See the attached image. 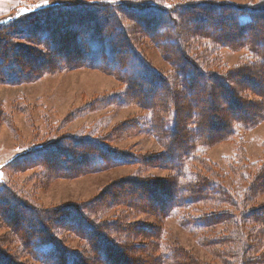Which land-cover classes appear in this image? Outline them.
<instances>
[{
	"label": "rangeland",
	"instance_id": "rangeland-1",
	"mask_svg": "<svg viewBox=\"0 0 264 264\" xmlns=\"http://www.w3.org/2000/svg\"><path fill=\"white\" fill-rule=\"evenodd\" d=\"M200 4L264 7V0H0V28L2 25H7L4 27L6 33L0 31V37L6 36L14 49L20 48L23 51L20 56H24L25 52L32 54L36 60L40 56L44 61L50 60V63L46 62L47 65H44L45 68L42 69L53 67L48 73L40 72L37 76L33 75L39 70H34L30 72L31 76L26 78L29 80L17 84H9L0 80L1 184L13 190L22 203L25 202L43 212L75 205L81 210L80 212H84L90 218L88 222L98 223L118 219L131 229L135 225L147 226L150 229L160 228V232L163 233V236L159 238V242H163L160 243L163 247L160 250L166 246L172 248L177 246L185 249L187 253L194 254L202 264H237L236 261L225 259L222 253H219L220 248L209 244L212 241L209 238L219 235L223 239L228 233L236 230L231 220L216 219L210 229L198 232L190 224L182 222L183 215L201 218L213 213L218 214L222 208L200 203L182 208L168 218L159 219L154 215V210L158 209L157 207L154 209V203L157 202L159 207H163L166 203L163 199L164 195L168 194L170 197L172 190L169 185L164 184L172 175H175V172L162 166L163 162L158 160L165 148L150 127L152 120L153 124L155 121L154 111L148 108L153 103V101H148L149 98L151 100L154 97L152 92L147 89V86L141 85L148 99H142L144 94L141 93L140 98L135 95L137 100H134L129 94L130 85L119 74L118 77L110 73L111 71L74 64L75 54H79L82 49L77 43L78 37L81 38V33H83L80 29L93 28L91 22L88 24L87 15L89 14L86 10L90 11L94 5H100L106 7L105 13L112 16L116 13L121 24L126 28L125 45L122 43L120 49L128 52L129 45H131L154 70L160 73L163 83L168 80L171 85H174L172 77L175 74V65L173 61L175 59L180 61L183 58L185 60V56H189L195 64L212 75L230 74V71L244 66L251 79L257 70L259 72L256 80L260 83L259 80L263 79L259 87H254L252 80L244 78V75L243 78L237 79L238 83L243 86L241 90L245 93L241 101L245 100L246 103L259 101L260 91L264 89V68L259 63H252L254 54L247 50L248 45L238 43L233 45V42H230V39L237 38L240 29L234 28L223 18L214 17L212 10H210L211 13L205 9H198L196 6ZM121 5L128 6L129 9H121ZM153 5L169 11L168 15H165L168 22H172L171 20L174 19L172 13L175 12L177 20H174L178 25V32L170 24L168 34L171 39L167 42L169 45L167 48L176 52V54L169 52L173 56L158 47L150 38L153 21L144 22L142 17L136 19L134 14L129 15L132 13L133 8L131 7L149 9ZM187 5L193 8L184 11ZM66 8H71L72 14L76 15L74 16L75 22H81L82 25L75 24L76 28L72 29L69 27L72 26L69 20L63 22L64 24L52 25L47 29L50 34L55 35L54 40L57 45L63 44L64 39L67 40L66 47H58L55 51L49 48L47 51L37 44L38 42L32 39L25 41L23 38L26 37H17L13 33L18 28L20 29L22 24L34 22L37 17L38 19H49L51 15H58ZM92 14L94 17H90L95 22L105 20L106 15L102 12L96 11ZM150 14L151 12H146L143 16L147 17ZM206 15L210 17L207 18ZM194 17L198 20L201 17L206 18L203 20L205 23L202 22L204 27L199 28L200 30L192 31ZM109 23L113 25L114 31L118 32L119 27L115 25V21ZM260 23L261 26L259 24L257 27H262L264 31V17ZM212 32L218 35L223 34L213 39L208 36ZM200 35L204 38L199 37ZM182 42L184 49L187 50V52L185 50L186 53L172 46V43ZM183 53H185L184 56ZM128 55L126 62L133 65L135 59L132 54ZM257 65L260 68L251 69ZM217 84L218 81L211 78L208 82L205 81L204 86H199L192 91L193 95L197 93L200 103L206 109L208 108V112L214 111L210 98L213 93L217 94L213 90ZM164 89H166L164 84L158 86L155 90L156 97H162L165 93ZM224 94L225 98H228V94ZM182 96L189 97L186 92ZM165 101L167 105V99L159 100L161 104ZM224 105L227 106H223L222 103L221 113L226 111L225 115L219 113L217 119L213 120V117L207 114L208 119L205 121L214 127L209 126V132L205 135H224L227 121L242 114L241 110L245 108L232 111L227 103ZM164 113L165 110L159 109L156 117L168 118L170 112ZM185 114L188 115L187 112ZM185 116L181 113V117ZM173 120L174 116L169 122L170 129ZM236 129V132L233 131L227 140H221L211 147H199L202 159L201 162L193 165V169L205 175L209 181L219 183L233 193L236 198V207L229 208L232 212H237L239 221L245 212L261 209L258 212L259 216L256 214V219H259L256 220V225L253 223L248 225V222L242 229L244 233L250 235L248 240L253 245L251 255L255 258H264V223L260 220L262 213L264 216V186L261 187V183L252 186V183L254 185V182L260 178L259 174L264 173V119L260 123L239 126ZM75 143L78 146L85 143H91L93 146H96L94 143L100 146L103 144L120 153L132 156L138 161L135 160L130 164L108 165L105 168L92 170L87 160L89 157L81 156L79 149L73 147ZM50 149L56 152L57 157H61L63 151L73 154L75 162L71 161L68 156L63 157L67 164V167L63 168L60 163L61 158L54 163L49 160L29 161V154ZM87 149V152L91 151ZM96 163H99V160L93 161L94 165ZM115 189L117 193L112 194L111 192ZM2 193L3 191H0V194ZM174 195L175 193L172 192L171 198H174ZM129 197L137 199L138 202L130 200ZM109 199L113 200V203H109ZM1 206L10 209L9 206ZM2 207H0L1 249L11 256L10 261L13 260L16 264H39L31 257L28 252L30 249L25 248V244L19 240V237H22V233L18 230L19 227L14 232L10 228L11 224L7 222V218H10L11 212L7 215ZM130 207L135 210L128 209ZM21 218L19 219L22 222L30 219L36 220L31 213H27L25 219ZM60 234L66 246L77 253H82L86 260H90L88 251L84 250L88 246L83 239L67 231ZM106 234L120 244L123 243L115 236ZM149 243L143 242L141 238L136 240L131 238L124 246L127 253L134 255H131L132 257L149 259L151 256L148 251L131 253V247L149 245ZM227 248L229 244L222 247V249ZM122 259L115 254L112 259L113 264H129ZM91 262L96 264L95 259ZM149 264H152V261ZM166 264H172V262ZM248 264L252 263L248 262ZM260 264L264 263L261 261Z\"/></svg>",
	"mask_w": 264,
	"mask_h": 264
},
{
	"label": "trees",
	"instance_id": "trees-1",
	"mask_svg": "<svg viewBox=\"0 0 264 264\" xmlns=\"http://www.w3.org/2000/svg\"><path fill=\"white\" fill-rule=\"evenodd\" d=\"M211 5L212 4H200L196 7L208 11L212 10L214 12V17L223 18L226 22H230L234 28H239V35L236 39H230V42H233V45H235V43L248 45L247 50L254 54V60L252 63H259V65L264 68V31L262 27H257L259 24L261 26L260 22L264 17V7H240L224 4ZM121 6V9L124 10L128 8V6ZM93 7L94 8H91L90 11L86 10V13L88 12L89 14V16L87 15V18H89L88 24L91 22L93 28L90 30L87 27L80 29L81 31L83 30V33H81V38L78 37L77 43H79L82 49L79 54H75L76 61L74 64H81V66L92 69L111 71L110 73H113L118 77L120 75V77L130 85L129 94L134 100H137L135 95L140 98L139 95H141V93L144 94L143 91L145 90H142L141 85L147 86V89L152 92L154 97H151V100L149 98L148 101H153V103L150 104L148 108L151 109L152 112L154 111L155 121L153 124L152 120L150 127L157 135L163 148H165L164 153L159 156L158 160L163 162L162 166L175 172V175H172V177L165 182L166 184H164L170 186L172 192L175 193L174 198H171V192L170 197L168 194L164 195L163 199L166 200V203L163 207H159L157 202L154 203V209H156V207L158 208L154 210L156 218H168L169 216L178 213L182 208L187 206L192 207L200 203L212 205L213 207L216 205L218 208H222L218 214L213 213L211 215L202 216L201 218L183 215L182 222L190 224V226L196 228L198 232L210 229L216 219L231 220L236 230L228 233L223 239L222 236L219 235L209 238L212 240L209 244L220 248L221 250L219 253H222L225 259H230L229 261L233 262L236 261L237 264H248V262L252 264H260L261 261L264 263V258H255L251 255L253 245L250 244L248 240L250 235L244 233L242 229L244 225H247L245 223L248 222V225L251 223L256 225V220H259L256 219V214L259 216L260 213L258 212L261 209L245 212L243 216L240 217L241 221H239L236 215L237 212L234 213L230 210L231 208H229L236 207V198L233 193L229 189L227 190L225 187L223 188L219 183L215 184L212 181H209L205 175L193 169V165L198 164L202 159V152L201 150H198L199 147H211L213 144L221 140H227L228 137H231L232 132H236L237 127L257 124L264 119V89L261 91L259 90L261 92H259V101L246 103L245 100H243L244 104L241 100L245 93L241 90L243 86L238 83L237 79L243 78V75L244 78L251 79L250 75L247 73L248 71H246V67L243 66L237 70L230 71V74L212 75L200 68L199 65L195 64L189 56V58L185 56V60L183 58V60L180 61H177L176 59L173 61V65H175V74L172 77L174 85H171L168 80L163 83L160 73L154 70L146 62V59L133 49L131 45H129L130 52L122 51L120 49L121 45H125L124 35L126 34V28L121 24L118 15L113 12V16L105 13L107 11L105 10L106 7L100 5H94ZM131 8H133L131 9L132 13H129V15L132 14L133 16L134 14L136 19L142 17L144 18V22H148L149 20L153 21L152 29H150V38L153 39V43L165 51H168L170 56H173L169 53L170 51L176 54L174 50H169L167 48L169 46L167 42L171 39V36L168 34L170 24L176 32H178V25L175 21L177 20L175 12L172 13L175 20L173 19L171 20L172 22H168L165 15H168L169 11L162 7L153 5L149 9ZM191 8L193 7L187 5V7L184 8V11H189ZM96 11L102 12L106 15L104 21L95 22L92 20L93 18L90 16L94 17L92 13ZM146 12H151V14L145 17L143 15ZM74 16L76 15L75 13L72 14L71 8H66L65 10L60 11L58 15H51L49 19H38L37 17L35 20L36 22L31 21L28 24H22L20 26L21 28H18V30L13 33L17 37H26L23 38L25 41L32 39L34 42H38L37 44L44 47L47 51H49V48L54 49L55 51L58 47H66V44H68L67 40L64 39L63 44H59L60 46L57 45L56 40H54L55 35L50 34L47 29L52 25H58L69 20L72 22V26H69L72 27V29L76 28L77 24L82 25L81 22H75ZM206 16L207 18L210 17V15ZM245 16L247 17L245 18ZM204 19L206 18L201 17L198 20L197 17H194L192 25L194 28L192 31H197L200 30L199 28L202 26L204 27V25H202L205 23L203 21ZM114 21L115 25L119 27V29H117L118 32H115L112 28L113 25L109 23H114ZM207 22H211V20H207ZM86 26L88 25L86 24ZM4 27H7V25H2L0 31L6 33V28ZM221 30L223 31V29ZM212 33L208 34V36L213 39H215V36L220 37L223 34L219 33L220 35H218V33H213L216 34L213 35ZM240 36L243 37L240 38ZM199 37L204 38L201 35ZM258 38L260 39L258 40ZM0 40L1 81L9 84H17L29 80L26 78L30 77V72H33L34 70L39 71H37V74L34 72L33 76H37L40 72L48 73L49 70H52L53 67L51 66L47 69H42L45 68L44 65L50 63V60L44 61L41 59V56L36 60L32 54L25 52L24 56H20L23 51L20 48L14 49L12 43L6 38V36L3 35L0 37ZM172 44V46L185 52L186 49H184L183 42ZM129 53L130 55L132 54L135 59L133 65L126 62ZM185 53H183V56ZM259 65L253 66L251 69L260 68ZM256 72L258 73L259 71L257 70ZM257 73H255V76L251 79L254 87L262 85L260 83L263 78L259 80V83L258 80H256ZM211 78L212 80L218 81V84L217 87L213 88L217 94L213 93V96L210 98L214 111L211 110L208 112V108L206 109L203 104L200 103L197 93H194L195 95H193L192 91L199 86H204L205 81L208 82ZM163 84L166 87V89H164L165 93L162 97H156L157 93L155 90L158 86H163ZM138 87H141V89H138ZM184 92H186L189 97L182 96ZM224 93L228 94V98H225ZM163 98L167 99V105L166 101L163 104L159 102V100ZM142 99L148 98L144 94ZM137 102L139 103V101ZM222 103L223 106H227L224 105L227 103L232 111L245 108L241 110L242 114L227 121V128L224 135H205L206 132H209V126H212V124L207 123L205 120L208 119V115L212 116L213 120L217 119L218 114L222 111ZM159 109L165 110V113L169 111V117L166 119L164 116L162 118L156 117ZM186 112L188 115L185 114ZM181 113H184V116H186L181 117ZM225 113L226 111H223L221 115H225ZM173 116L174 120L171 123L170 129L169 122ZM235 124L236 126L234 127ZM212 127H214V125ZM94 144L96 146H93L91 143L80 144L79 146L75 143L73 145V147L79 149L81 156L87 155V157H89L87 160L90 162L89 168L92 170L105 168L108 167V165L130 164L134 163L135 160L138 161V159L133 158L132 156L120 153L119 151L106 147L103 144H101V146L97 143ZM87 148L91 151L87 152ZM61 153H63V155L57 157L56 152L51 149L36 151L31 153V155L29 154V161L40 162L49 160L51 163H54V161L57 162L61 158L60 163L63 168L67 167L66 160H64L63 157L66 158V156H68L71 161L75 162V156H72L73 154L71 155L64 151ZM25 156L22 158L24 159ZM97 160H99V163L94 165L93 161L96 162ZM259 176L260 178L258 181L255 179L256 181L254 182V185L252 183V186H255L257 183H261V187L264 186V173H260ZM164 187L166 188V186ZM0 191H3V193L0 194V207H2L1 205H5V207L9 206L10 209L2 208L7 215L8 212H11L12 214L10 218H7V222L9 221L11 224V227H9L13 232L17 231L16 229L19 227L18 230L22 233V237H19V240L22 244H25V248L28 250L30 249L28 252L31 257L39 264H93V262H91L93 259H95L96 264H113L112 259L115 254L118 257L123 258L122 260L129 264H149L150 261H152V264H166L170 261L172 264H202L194 254L187 253L185 249L183 250L177 246L173 248L166 246V248L160 250L163 248L160 246V243L163 242H159V238L163 236V233L160 232V228L150 229L147 226L141 227L140 225H135L131 229L118 219L98 223H93L92 221L88 222L87 220L90 218L84 214V212H80L81 210L75 205L65 206L60 210L51 209L43 212L27 203L25 204V202L22 203L13 190L8 189L6 185L1 184V182ZM111 193H117V189ZM112 197L115 196L112 195ZM129 198L130 200L138 202L135 198ZM113 200L109 199V203H113ZM128 209L135 210L133 207ZM90 211L92 212L93 209L91 208ZM27 213L33 214L36 217V220L30 219L27 222H22L19 218L22 217L21 219H25ZM261 215L262 219L260 220L264 223L263 213ZM65 231L73 233V235L83 239L87 243L88 248L84 250L88 251L87 254L90 260H86L82 253H77L75 250H72L65 245L60 234ZM106 233L115 236L117 240L123 243L120 244L115 239L109 237ZM131 238H134L135 240L141 238L143 242H150L149 245H135L131 247V253L148 251L151 256L149 258L150 261L145 258H134L131 256L133 254L130 255V253H127L124 244ZM227 244H229V248L222 249V247H225ZM182 253L184 254L181 255ZM231 254L232 257H230ZM10 257L11 256H8L0 247V264H16L13 260L10 261Z\"/></svg>",
	"mask_w": 264,
	"mask_h": 264
}]
</instances>
